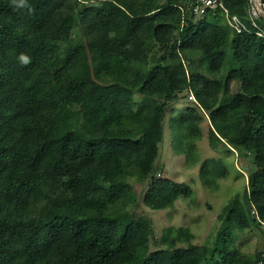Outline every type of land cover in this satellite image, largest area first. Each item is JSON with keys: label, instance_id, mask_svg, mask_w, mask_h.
Listing matches in <instances>:
<instances>
[{"label": "trees", "instance_id": "16d2710c", "mask_svg": "<svg viewBox=\"0 0 264 264\" xmlns=\"http://www.w3.org/2000/svg\"><path fill=\"white\" fill-rule=\"evenodd\" d=\"M218 1L226 11L197 15L194 0H0V264H264V249L247 259L232 232L264 226V22L253 25L248 0ZM78 23L85 41L66 42ZM184 91L197 106L173 117L175 150L193 155L206 111L211 144L250 152L260 170L224 204L212 241L168 225L150 250L128 177L147 179L152 209L191 196L156 164L165 108ZM229 117H240L231 132ZM201 171L225 174L214 158Z\"/></svg>", "mask_w": 264, "mask_h": 264}, {"label": "rangeland", "instance_id": "374dc122", "mask_svg": "<svg viewBox=\"0 0 264 264\" xmlns=\"http://www.w3.org/2000/svg\"><path fill=\"white\" fill-rule=\"evenodd\" d=\"M247 6L248 11H254L251 8H258L256 13H258V10L260 11V18L264 22V4L260 0H248ZM84 41L85 35L82 26L78 23L71 28L66 42L80 44ZM131 46H135V44L131 43ZM185 62L188 70L193 67L197 69L195 63L189 65L187 61ZM218 74L221 77L224 76V66L219 69ZM238 88V81L230 83L232 91ZM133 96V106L135 107L141 99V95L134 93ZM190 105L197 106L195 96L191 91H184L180 92L179 97L170 101L166 106L163 118L164 135L162 142L159 144L160 150L156 164L159 166V171L157 169L159 175L189 183L192 187L191 196L178 198L170 207L152 209L143 202L147 179L139 178L136 174L128 177L131 183L130 190L133 193V200L127 205V208L134 217L145 214L152 221L153 234L149 242L150 250L161 245L158 242L160 235L164 227L168 225L188 227L190 240L193 243L202 244L206 241H212L219 224L218 214L224 204L232 195L243 190L250 173L260 170L259 163L250 152L235 148L225 140V142L217 141L216 146L211 144L209 129L212 126L206 111L203 110V117L199 121L200 135L194 141L193 155L189 156L182 151L177 152L174 146L180 136V130L175 124L173 117L178 111ZM234 117L232 116V118ZM232 118L229 117L227 121L230 132L237 127L240 120V117L231 120ZM214 131L217 135H220L219 131L217 132L215 129ZM208 158L219 159L221 165L225 168V174L215 176L214 180L203 179L202 163ZM207 177H210V175L207 174ZM232 232L234 234L235 247L247 259L253 256L255 251L264 249V226L263 228L253 226L245 228L235 227Z\"/></svg>", "mask_w": 264, "mask_h": 264}, {"label": "built area", "instance_id": "2783aa9c", "mask_svg": "<svg viewBox=\"0 0 264 264\" xmlns=\"http://www.w3.org/2000/svg\"><path fill=\"white\" fill-rule=\"evenodd\" d=\"M217 5L224 7L223 4L218 0H194V2L192 3V9H193L194 13L197 12L196 13L197 15H201L204 13V11L206 10L207 7H215ZM224 9H225V7H224ZM251 9H254V11L253 10L248 11L249 18L252 20L253 25H258L257 24V18L261 17L260 11L258 10V13H256L258 8H251ZM225 11H226V9H225ZM227 21L230 24V26L233 29H235L236 31H239L242 27H244V26H242V22L240 21L238 16H236L235 14L227 17ZM256 32L258 34H261V35L263 34L260 29L257 30Z\"/></svg>", "mask_w": 264, "mask_h": 264}, {"label": "clouds", "instance_id": "9594fccd", "mask_svg": "<svg viewBox=\"0 0 264 264\" xmlns=\"http://www.w3.org/2000/svg\"><path fill=\"white\" fill-rule=\"evenodd\" d=\"M13 4L17 7V8H29L30 9V6L28 5L27 3V0H13ZM19 60L22 64H28L30 63V58L26 55H21L19 57Z\"/></svg>", "mask_w": 264, "mask_h": 264}, {"label": "water", "instance_id": "95a60500", "mask_svg": "<svg viewBox=\"0 0 264 264\" xmlns=\"http://www.w3.org/2000/svg\"><path fill=\"white\" fill-rule=\"evenodd\" d=\"M260 1L262 2V4H264V3H263V0H260Z\"/></svg>", "mask_w": 264, "mask_h": 264}]
</instances>
